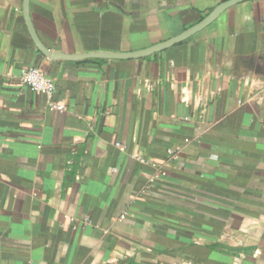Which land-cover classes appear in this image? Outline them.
Listing matches in <instances>:
<instances>
[{"label": "crops", "instance_id": "0c3cea01", "mask_svg": "<svg viewBox=\"0 0 264 264\" xmlns=\"http://www.w3.org/2000/svg\"><path fill=\"white\" fill-rule=\"evenodd\" d=\"M0 264H264V0H0Z\"/></svg>", "mask_w": 264, "mask_h": 264}, {"label": "water", "instance_id": "95a60500", "mask_svg": "<svg viewBox=\"0 0 264 264\" xmlns=\"http://www.w3.org/2000/svg\"><path fill=\"white\" fill-rule=\"evenodd\" d=\"M245 0H226L220 3L216 8H214L207 16H205L197 24L187 28L183 32L172 36L171 38L153 44L147 48L131 51H95V52H83V53H64L59 50H52L46 46L41 38L39 37L35 26L32 21L30 3L31 0H23V14L28 26L29 32L32 36V39L37 46V48L47 57L51 59H64V60H80L85 58H105V59H139L151 56L155 53L166 50L180 42H183L189 39L191 36L195 35L199 31L203 30L215 20L228 8L238 3H241Z\"/></svg>", "mask_w": 264, "mask_h": 264}, {"label": "built area", "instance_id": "2783aa9c", "mask_svg": "<svg viewBox=\"0 0 264 264\" xmlns=\"http://www.w3.org/2000/svg\"><path fill=\"white\" fill-rule=\"evenodd\" d=\"M19 81L21 84L32 88L33 90L43 94L49 103V107L51 110L63 112L65 110V106L58 104L55 101V93H56V84L55 81L47 76L40 67L37 66H29L23 68L21 74L19 76ZM117 146L121 149H125V146L118 143ZM168 154L172 160H176L178 158V151L170 148L168 149ZM142 162H147L143 157L137 156ZM166 172L158 169L156 173L152 176L151 181H155L161 175H165Z\"/></svg>", "mask_w": 264, "mask_h": 264}]
</instances>
